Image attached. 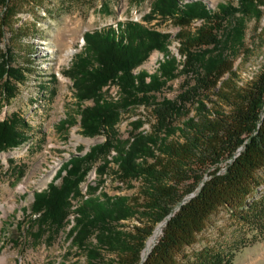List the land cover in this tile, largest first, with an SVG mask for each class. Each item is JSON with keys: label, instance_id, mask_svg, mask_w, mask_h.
Masks as SVG:
<instances>
[{"label": "trees", "instance_id": "obj_1", "mask_svg": "<svg viewBox=\"0 0 264 264\" xmlns=\"http://www.w3.org/2000/svg\"><path fill=\"white\" fill-rule=\"evenodd\" d=\"M10 1L0 0V16ZM235 10L221 4L209 9L201 0H153L141 15L146 23L156 17L170 18L179 26L202 21L194 33L177 34L182 61L168 53L167 34L137 21L83 32V44L74 53L67 76L74 88L80 134L104 139L84 154H69L46 186L33 190L29 214L21 209L25 228L22 220L15 224L24 237L45 243L63 233L73 254L83 255L84 264H175V253L193 242L217 207L225 206L245 219L242 211L250 206L245 200L255 185L254 172L264 171V62L254 76L236 86L230 62L218 53L206 55L221 45L223 21ZM151 49L167 55L158 72L133 73ZM15 71L7 53H2L3 90L17 80ZM181 75L173 98L156 95ZM107 82L118 86L115 101L103 98L101 87ZM4 95L10 98L12 93ZM137 104L150 106L153 122L143 131L137 130L141 122L135 120L128 135L120 138L114 129L120 112ZM183 112L184 118L176 123ZM18 120L14 115L0 120V151L25 141L26 124ZM68 121L75 123L63 118L59 127L65 128ZM110 162L116 164L114 173L122 183L138 180L136 193L108 195L98 189ZM93 167L97 178L91 184L86 177ZM129 220L136 223L126 227ZM159 222L160 234L141 260L144 243ZM69 253L64 251L55 264H69Z\"/></svg>", "mask_w": 264, "mask_h": 264}, {"label": "rangeland", "instance_id": "obj_2", "mask_svg": "<svg viewBox=\"0 0 264 264\" xmlns=\"http://www.w3.org/2000/svg\"><path fill=\"white\" fill-rule=\"evenodd\" d=\"M152 1L11 0L8 9L1 12L0 55L7 53V60L16 70L17 80H13L12 85H5V90L0 87V120L11 115L22 119L26 124V139L13 148L0 151V205L5 208L0 209V264H55L67 250L70 252L67 255L69 264H84L83 255L73 254L74 248L69 247L63 233L49 242L44 243L42 239L31 242L15 224L22 220L25 228L26 216L21 209L25 207L23 213L29 214L31 192L46 186L66 156L84 154L89 146L104 139L102 135L86 137L80 134L74 88L67 76L73 55L83 44L84 31L108 24L115 27L117 21H137L167 34L165 47L168 53L176 61L183 60L178 52L177 34L180 31L194 33L202 21L194 19L179 26L170 18L160 20L156 17L146 23L141 20V15L150 9ZM201 1L209 9H215L219 4L236 8L223 21L219 34L221 45L206 55L216 57L221 54L226 58L235 73L231 76L232 82L240 86L254 76L264 62V0ZM69 45L72 52L64 57ZM163 57H167L166 52L151 49L132 72L144 70L147 74L156 73L158 62L162 63ZM182 78L181 75L168 81L156 95L173 98L179 91ZM6 90L11 91L10 98L4 97ZM101 91L105 99H118V86L112 82L102 86ZM82 104H90V101ZM192 113L189 107L187 115ZM184 114L175 122L182 120ZM63 118H72L75 123L68 121L65 128H60L58 123ZM135 120L141 122L137 130L148 131L153 122L150 106L131 105L120 112L114 125L120 138L128 135L130 124ZM93 138L99 140L94 142ZM113 153L111 150L110 154ZM107 157L110 158V155ZM108 166L105 174L101 175L98 189L108 195L136 193L138 180L122 183L114 173L116 164L110 162ZM96 178L93 167L86 181L94 184ZM254 178L255 185L245 200L250 206L242 211L245 219L231 213L225 206L217 207L195 234L193 242L175 253V264H204L205 259L213 262L210 264H216L215 258L220 264H264V171L257 169ZM86 181L80 184L81 193H84ZM24 183L25 188L19 191V186ZM249 212L251 216L247 215ZM67 217L71 221L72 215ZM133 222L136 223L129 220L124 224L127 227ZM161 225L160 222L156 224L151 235ZM159 234L144 254L146 241L151 235L146 239L141 260ZM14 240L15 243H12Z\"/></svg>", "mask_w": 264, "mask_h": 264}, {"label": "bare ground", "instance_id": "obj_3", "mask_svg": "<svg viewBox=\"0 0 264 264\" xmlns=\"http://www.w3.org/2000/svg\"><path fill=\"white\" fill-rule=\"evenodd\" d=\"M71 52H72V47L69 45V46H68V49L65 51L64 57L68 56ZM149 57H151V55H150ZM163 59H164V57H163ZM163 59H162V60H163ZM156 62H157V61H156ZM158 63L160 64V62H158ZM149 73H151V72H149ZM25 184H26V183H24L23 185H20L19 188H18V190H19V191L23 190V189L25 188ZM0 209L5 210V208H4L3 205H0ZM160 230H161V227H158V228L155 230V232H154V234L152 235V237L148 240V242H147V246H146V249H145V251H144V254H145L146 250L149 249V247L151 246V243L155 240V238H156L157 235L159 234ZM4 258H5V257H4Z\"/></svg>", "mask_w": 264, "mask_h": 264}, {"label": "water", "instance_id": "obj_4", "mask_svg": "<svg viewBox=\"0 0 264 264\" xmlns=\"http://www.w3.org/2000/svg\"><path fill=\"white\" fill-rule=\"evenodd\" d=\"M94 139V142H96V141H98L99 140V138H93ZM98 139V140H97ZM91 143H93V142H91ZM69 156H66L65 157V159L64 160H66L67 158H68ZM62 163V162H61ZM31 194H32V192H31ZM192 195V193L190 194V196ZM161 224L163 223V222H160Z\"/></svg>", "mask_w": 264, "mask_h": 264}]
</instances>
